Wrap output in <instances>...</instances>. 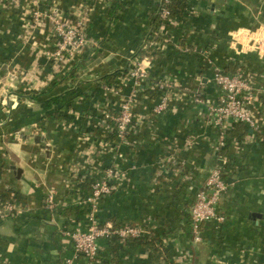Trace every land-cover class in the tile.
I'll return each mask as SVG.
<instances>
[{
	"label": "crops",
	"instance_id": "obj_1",
	"mask_svg": "<svg viewBox=\"0 0 264 264\" xmlns=\"http://www.w3.org/2000/svg\"><path fill=\"white\" fill-rule=\"evenodd\" d=\"M162 0H18L0 6V200L21 209L0 222V258L11 264H264V0H188L163 21ZM90 10L89 43L68 64L47 56L52 11ZM41 11L36 21L33 13ZM183 10V9H182ZM154 37V39H153ZM152 45L149 77L132 61ZM150 41V43H149ZM253 81L257 130L229 127L217 207L225 221L192 236L190 209L214 163L217 129L195 93L217 97L213 73ZM170 87L161 88L159 82ZM36 95H38L37 98ZM168 109L154 112L162 96ZM59 97L46 116L41 99ZM133 99L135 126L121 139L112 118ZM17 167L21 171L16 170ZM114 167L101 222L143 227L139 238L99 239L101 263L77 254L69 232L85 229L91 182ZM53 193L55 206L48 208ZM253 213H259L254 217Z\"/></svg>",
	"mask_w": 264,
	"mask_h": 264
},
{
	"label": "built area",
	"instance_id": "obj_2",
	"mask_svg": "<svg viewBox=\"0 0 264 264\" xmlns=\"http://www.w3.org/2000/svg\"><path fill=\"white\" fill-rule=\"evenodd\" d=\"M18 0H0V6L5 3H17ZM171 0H162L160 15L165 22L171 18V10L168 5ZM34 19L38 21L42 18V13L37 10L33 13ZM89 15L87 6L74 17L63 18L57 11H52L47 15L53 28V34L57 42L53 49L47 51L48 58L56 65L62 66L70 63L77 53L89 43ZM152 53L150 55L138 56L132 61L130 71L131 77L136 81H142L149 77L150 68L153 64ZM213 81L219 88L217 97H206L202 92L197 91L195 101L206 103L209 122L217 129V141L214 149V163L210 174L202 188L195 196L190 213L193 220L192 236L195 242L203 240V226L210 221L222 223L225 216L218 212V205L232 186L225 174L228 170L229 157L222 149L228 145L229 127L233 122H243L254 131L257 130L253 106L255 93L253 81L243 71L227 73L221 69H216L213 73ZM161 88L170 87L171 84L159 82ZM168 109V97L162 96L159 103L155 105L154 112L161 114ZM114 129L121 139H125L130 129L135 126V113L133 99L128 97L120 107L119 114L113 118ZM119 171L114 167L108 168L101 178L95 179L91 183V192L83 200L87 207L88 224L85 229L77 228L69 235L72 238L74 250L77 254H83L90 260L101 263L99 239L119 237L121 240L141 237L145 229L133 225L117 226L112 220L101 222L98 217L100 201L111 194ZM45 204L48 208L55 206L54 194L50 193ZM20 207L12 201L0 200V222L14 217L20 211ZM0 264H11L9 261L0 258ZM66 264H72L68 259Z\"/></svg>",
	"mask_w": 264,
	"mask_h": 264
},
{
	"label": "trees",
	"instance_id": "obj_3",
	"mask_svg": "<svg viewBox=\"0 0 264 264\" xmlns=\"http://www.w3.org/2000/svg\"><path fill=\"white\" fill-rule=\"evenodd\" d=\"M188 0H171L170 4L168 5L169 9L171 10V17H177L184 11L186 5H187ZM183 9V10H182ZM154 39V37H153ZM151 38V45H147L142 52V56L145 55H150L154 50H156L155 46L152 45V42L155 41ZM150 43V41H149ZM38 95H36L35 98H37ZM60 100L59 97H51L48 99H41L40 102H42L43 107L45 109V114L46 116H51V115H57V110L52 109V106L57 103ZM112 121V120H110ZM229 142V140H228ZM227 147V146H226ZM224 147V149L226 148ZM224 149L223 152H224ZM225 153V152H224ZM119 226V225H117Z\"/></svg>",
	"mask_w": 264,
	"mask_h": 264
},
{
	"label": "water",
	"instance_id": "obj_4",
	"mask_svg": "<svg viewBox=\"0 0 264 264\" xmlns=\"http://www.w3.org/2000/svg\"><path fill=\"white\" fill-rule=\"evenodd\" d=\"M14 168H16V170L18 171V172H20L21 170L19 169V168H17V167H14ZM253 216L254 217H259V213H253Z\"/></svg>",
	"mask_w": 264,
	"mask_h": 264
},
{
	"label": "rangeland",
	"instance_id": "obj_5",
	"mask_svg": "<svg viewBox=\"0 0 264 264\" xmlns=\"http://www.w3.org/2000/svg\"><path fill=\"white\" fill-rule=\"evenodd\" d=\"M112 121H113V118H112ZM91 183H93V182H91Z\"/></svg>",
	"mask_w": 264,
	"mask_h": 264
}]
</instances>
